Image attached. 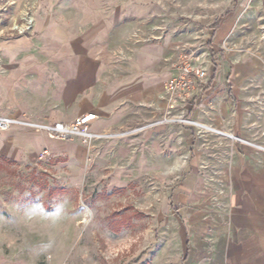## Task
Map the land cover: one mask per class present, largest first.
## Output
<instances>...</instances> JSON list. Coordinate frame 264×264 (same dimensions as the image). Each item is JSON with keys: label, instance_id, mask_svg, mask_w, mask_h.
<instances>
[{"label": "crops", "instance_id": "obj_1", "mask_svg": "<svg viewBox=\"0 0 264 264\" xmlns=\"http://www.w3.org/2000/svg\"><path fill=\"white\" fill-rule=\"evenodd\" d=\"M162 1L53 0L22 26V35L0 27V118L53 126L94 113L89 130L100 136L58 141L14 125L0 130V157L63 167L66 185L77 188H124L153 158L177 163L165 176L182 177L171 189L181 229L169 224L165 246L127 261L264 264V84H244L257 69L236 64L227 88L225 70L212 61L217 72L212 65L187 116L216 136L204 140L191 126L151 125L164 109L161 95L179 53L191 46L202 59L209 37L207 54L214 57L239 0H231L221 21L216 15L192 26L164 18ZM189 29L203 35L183 45ZM207 160L215 168L202 174ZM215 192L225 198H213Z\"/></svg>", "mask_w": 264, "mask_h": 264}, {"label": "rangeland", "instance_id": "obj_2", "mask_svg": "<svg viewBox=\"0 0 264 264\" xmlns=\"http://www.w3.org/2000/svg\"><path fill=\"white\" fill-rule=\"evenodd\" d=\"M52 1L0 0V27L27 26ZM230 2L163 0L159 6L164 18L175 17L179 25L192 26L216 15L221 21ZM230 7L232 28L218 51L211 47L217 51L214 57L207 54L209 37L202 42L204 66L211 75L212 61L216 62L220 71L225 70L227 82L223 85L230 88L234 66L248 62L257 71L244 84L263 85L264 2L239 0ZM189 31L181 38L183 45L203 35ZM193 122L197 125L191 127L200 138L206 140L212 133L216 136L209 127ZM168 151L164 149L165 154ZM211 162L205 161L202 174L215 168L209 167ZM176 164L153 158L152 165L137 167V179L124 188L112 189L110 183L77 188L66 185L63 167L54 170L46 163L23 165L0 157V264H133L134 259H127L134 254H149L158 246H165L167 226L174 223L181 229L171 205V189L182 177L178 172L171 178L165 176ZM148 167L152 168L151 176ZM206 177L209 179V175ZM212 196L225 198L217 192ZM58 208L60 214L49 217ZM31 212L34 215H29ZM84 219L86 225L82 223Z\"/></svg>", "mask_w": 264, "mask_h": 264}, {"label": "built area", "instance_id": "obj_3", "mask_svg": "<svg viewBox=\"0 0 264 264\" xmlns=\"http://www.w3.org/2000/svg\"><path fill=\"white\" fill-rule=\"evenodd\" d=\"M236 1V0H232ZM249 2L253 0H247ZM20 35L26 28H13ZM205 61L200 59L194 47H187L179 53L173 68L172 75L164 84V91L161 101H164V109L161 108L159 119L153 122L152 126L159 125H183L194 126L195 122L188 120L189 106L201 94L208 80V70ZM94 113H84L70 123H56L53 126L47 124H35L27 120H15L0 118V130H8L11 126L29 128L37 132H42L48 138L58 141H70L74 138H81L83 142H88L100 138L90 132L89 125L95 121Z\"/></svg>", "mask_w": 264, "mask_h": 264}, {"label": "clouds", "instance_id": "obj_4", "mask_svg": "<svg viewBox=\"0 0 264 264\" xmlns=\"http://www.w3.org/2000/svg\"><path fill=\"white\" fill-rule=\"evenodd\" d=\"M60 214V209H57V212L53 215V216H49V217H56ZM29 215H34L33 212L29 213Z\"/></svg>", "mask_w": 264, "mask_h": 264}, {"label": "trees", "instance_id": "obj_5", "mask_svg": "<svg viewBox=\"0 0 264 264\" xmlns=\"http://www.w3.org/2000/svg\"><path fill=\"white\" fill-rule=\"evenodd\" d=\"M213 65H214V68H215L214 74H216V72H217V70H216V63H213Z\"/></svg>", "mask_w": 264, "mask_h": 264}, {"label": "bare ground", "instance_id": "obj_6", "mask_svg": "<svg viewBox=\"0 0 264 264\" xmlns=\"http://www.w3.org/2000/svg\"><path fill=\"white\" fill-rule=\"evenodd\" d=\"M86 219H84L83 221H82V223H83V225H86L87 223H86Z\"/></svg>", "mask_w": 264, "mask_h": 264}]
</instances>
